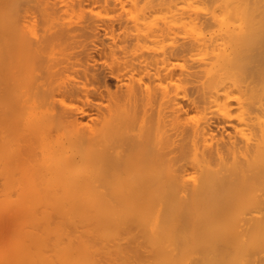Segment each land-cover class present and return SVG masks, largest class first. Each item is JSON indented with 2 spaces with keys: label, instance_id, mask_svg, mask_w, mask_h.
<instances>
[{
  "label": "bare ground",
  "instance_id": "6f19581e",
  "mask_svg": "<svg viewBox=\"0 0 264 264\" xmlns=\"http://www.w3.org/2000/svg\"><path fill=\"white\" fill-rule=\"evenodd\" d=\"M0 264H264V0H0Z\"/></svg>",
  "mask_w": 264,
  "mask_h": 264
},
{
  "label": "rangeland",
  "instance_id": "374dc122",
  "mask_svg": "<svg viewBox=\"0 0 264 264\" xmlns=\"http://www.w3.org/2000/svg\"><path fill=\"white\" fill-rule=\"evenodd\" d=\"M110 79H108V84H109V82H110V84L111 85H109L110 87H111V89H115V83H116V81H115V79L114 78H111V77H109ZM112 79H114V80H112ZM28 133V135H29V132H27Z\"/></svg>",
  "mask_w": 264,
  "mask_h": 264
}]
</instances>
